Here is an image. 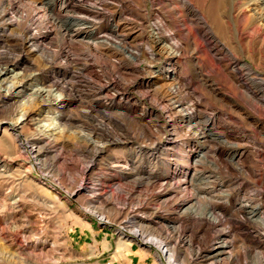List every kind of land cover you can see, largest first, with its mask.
Segmentation results:
<instances>
[{"label": "rangeland", "instance_id": "1", "mask_svg": "<svg viewBox=\"0 0 264 264\" xmlns=\"http://www.w3.org/2000/svg\"><path fill=\"white\" fill-rule=\"evenodd\" d=\"M240 1L190 0L222 41V28L240 9ZM16 2L19 20H0V154L10 160V171L0 176V264H216L206 255L219 240L220 229L234 244L235 258L229 264H256L264 254L255 244L264 242L257 231L264 235V226L258 221L242 227L244 216L232 203L257 194L264 208V163H258L264 136L246 126L238 113L235 120L224 114L222 95L230 89L237 93L238 84L230 80L221 52H209L187 21L180 1L71 0L66 9L60 8V0ZM37 17L42 21L38 27L32 24ZM160 22L174 28L173 37L182 40L183 50L172 48L167 31L156 32ZM71 23L95 35L71 37L66 30ZM118 25L117 33L113 28ZM29 28L42 34L53 59L28 48ZM171 64L172 71L165 74L163 69ZM14 66L20 73L16 79L5 73ZM11 81L26 83L24 95L6 96ZM212 81L214 94L208 87ZM177 83L181 93L173 94ZM39 87L45 92L40 94ZM60 94L63 107L52 102ZM196 100L206 113L225 120L223 129L245 152L248 171L227 168L225 158L213 152L231 148L222 139H210L213 152L199 166L195 181L187 180L185 169L192 168L200 141L179 127L180 115L172 110L170 119L185 142L178 148L184 173L176 174L173 151L160 146L169 133L156 126L152 113L156 107L167 110L174 101L189 105ZM146 109L148 115L139 121L137 115ZM22 112L30 118L23 133L39 148L37 167L23 142L5 132ZM77 188L73 198L63 192ZM185 200L197 216L182 212ZM213 203L222 209L218 230L202 221ZM93 208L116 224L100 221ZM120 226L126 233L140 230L154 239L149 234L154 232L170 240L174 258H162L155 246L123 233ZM191 238L193 245L188 243Z\"/></svg>", "mask_w": 264, "mask_h": 264}, {"label": "bare ground", "instance_id": "2", "mask_svg": "<svg viewBox=\"0 0 264 264\" xmlns=\"http://www.w3.org/2000/svg\"><path fill=\"white\" fill-rule=\"evenodd\" d=\"M14 1H10L11 3H9L7 6L6 5L4 6L3 4H5L6 0H1L3 7H0V20L5 19L8 24H15L17 20H19L17 17L18 14L16 12L18 5L16 0ZM53 1L56 0H49V2H53ZM70 1L71 0H60V8L66 9ZM179 1L182 4V7L187 12V21H189L193 25V27L198 31V35L201 36V38L205 41L208 51L221 52L222 55L221 60L224 58L227 61V63L225 62L226 70H231V72L227 73L229 75L230 80L232 81V79H234L238 84L236 88V90H238L237 93L233 91L234 89H230L228 91V94L226 93L222 95L221 101L224 103L223 105L225 107L224 114L228 116L229 120H235L236 119L235 114L238 113V115L242 117V122L246 126L252 127L256 131H258L259 134L264 136V120H263L264 117V0H246L245 2L243 1L244 3H242L241 0L239 2L241 5L240 9L238 11L235 10L236 13L230 11L232 13L230 14L229 18L227 15L228 20L226 18L227 21L225 22L224 28H222L224 32L220 31L222 32L221 34H223L224 37L223 41L216 35L212 26L208 23V21L200 13V11L193 5V3L190 2V0H179ZM41 23H42L41 18L37 17L34 23L32 24H34L35 26L37 25L38 27ZM184 24L185 22L182 21L179 22V26H183ZM155 27L157 33L167 31V37L172 38L174 40L171 42L172 48H177L178 50H181L183 48L182 40L181 39L177 40L176 39L177 36H175V38L173 37V35L176 32L174 31V28L167 27V24L163 22L157 23ZM83 29H84L83 27L75 23H71L66 28L67 32L71 34V37H75V38H77L78 35L86 34V32ZM113 30L114 32L118 33V31L120 30L119 25L116 27L114 26ZM26 34H25V38L27 40V46L30 50L36 53H43L44 55H47V57H49L50 59H53L54 56L52 54V51L50 50L49 46L45 43V40L42 39L41 36L42 34L40 32L34 33V31L32 32V30L29 28L27 29ZM86 35L94 36L95 32L90 31L87 32ZM193 39H194L193 43L197 46L196 54H199L200 49L198 47L197 37ZM62 51L64 53V48L62 49ZM239 55L249 58L251 60V63L246 60L240 59L241 57L239 58ZM69 57H70V53L67 52V54L64 55V59L67 60ZM216 57H218V54H216ZM195 58L197 61H199L201 57L196 56ZM16 67L14 66L12 69L10 68L5 73L8 74L13 79H16V77L20 75V73H15ZM172 67L173 65L171 64L168 68H164L163 72L169 74L172 71ZM174 76L177 79L178 74L175 73ZM115 81H116L115 79H112L110 85L114 86ZM215 86L216 84L213 81L208 86L210 88L211 93L213 94L216 93L217 90ZM181 88L182 86L180 85V83L173 84V88L171 89V92L173 94H178L180 91L181 93L180 90ZM26 91H27V87L24 81L22 82L11 81V83H9L5 88L6 96L10 95V96L18 97L22 94L24 95ZM38 92L42 94L45 92V90L39 87ZM238 100H240L241 103L238 102ZM108 101L110 100L108 99ZM52 102L56 104L58 107H63L64 105L63 95L61 94L58 95L56 98L52 100ZM154 103L157 104L156 102ZM200 103H201L200 100H196L193 103H190L189 105L188 104L183 105L181 103L174 101L172 102L171 105L168 104L166 105L168 107L167 110L160 111L159 108L156 107L157 109L155 110L154 113H152L153 114L152 116L154 118L153 122L157 124L156 126L167 130L169 133V138L166 137L167 141L162 142L160 146H162L164 150L168 149L173 151L172 156L171 157L168 156V157H170V159L173 158V160L177 165L176 174L177 173L179 174L180 172L184 173V169H182L181 164H179L178 161L181 158V152L178 150V148L180 146H183L185 142L184 140L178 138L179 135H178L177 124L170 119V113L172 110H175L180 115L181 122H179L180 123L179 127H181L182 129H187L190 136H193V138L200 141V146L198 148L197 155L195 156L192 162V168L188 166L185 169V176L187 177V180H190L191 182L195 181L196 176L199 173L198 171L200 170L198 169L199 166L202 163H204V161H206L210 157V154L213 152L212 150H210L208 146L210 139L213 140L222 139L223 144L225 142L227 143L229 148H231L228 151H224V150L222 151V149H218V150L216 149V151L213 152L215 155L221 158H225V162H226L225 165L227 164L226 165L227 168L237 167L242 171H248L244 159L245 152L241 151L238 148L239 143L237 139L232 138L224 131L223 129L224 127L222 125L223 124L222 120L224 119L222 118V116H217L215 113H211V114L206 113L201 108ZM172 106L174 107L172 108ZM164 111H166V113ZM148 112L149 111L146 109L144 113L141 112L139 115H137L139 121L140 120L142 121L143 117L148 115ZM20 116L21 117L19 119L15 121L12 120V122H9L8 124L9 129L8 128L5 129V132L10 130L11 133L16 138H18L20 141L23 142V144L26 147L25 149L32 156L31 157L32 166L37 167L40 163L38 159L40 158L38 157L39 156L38 145L37 143L31 141L30 139L31 137L28 134L27 135L30 138L27 135L25 136L23 133V129L28 119L30 118L28 117L29 115L27 112L24 113L22 112V115ZM101 131H103V129ZM258 156L259 157L261 156L263 158L262 160L260 159L258 163L259 162H261L260 164L264 163V153L259 152ZM8 164H10V160L5 156H3L2 154H0V176H3L10 171ZM53 185L58 186L57 184H53ZM63 192H65L70 198H73L75 195L79 193V189L77 188L73 192H69L67 190H64ZM256 198H258L257 194L252 195L249 198L243 197L240 201H236L235 203H232L235 210L244 216V219L241 220L243 226L242 225L241 226L246 229H247L245 224L246 222L253 223L259 221L264 226V211H263L264 208L261 203H257ZM188 203L189 201L187 200L182 201L181 203L183 206L182 212L183 213L190 212L193 213L192 215L197 216L196 210L193 209V206H187ZM93 209L94 210H90V211L100 221H105L112 225L116 224L115 222H110L107 219L106 215L103 214L98 209L95 208ZM220 211H222V209L218 208V205L213 203L212 211L205 214L204 217L202 216L203 218L202 221L209 224L210 226L209 229L212 230L215 228L217 229V227L221 225V222H223L219 215ZM120 229L123 231V228L121 226ZM123 233L127 235H131L132 237H134L136 240H138L143 244H146L151 247L155 246L158 249L162 258H165L167 260L174 258L173 247L171 246V242H169L170 240L167 241L166 239L159 238L160 236L158 237L157 235L154 234V232L149 233L154 239H151L150 237H149L150 239H148L147 235H145L140 230H136L135 232H131V233L129 232L126 233L123 231ZM218 233L220 236L219 240L212 246L211 251L209 252L208 255H206V257L211 261L213 260V263L216 264H218L220 261L229 264L230 261H232L235 258L233 241L227 240L228 239L227 232H225L224 230L220 229L218 230ZM257 233L261 238L264 237V235L261 234L259 231H257ZM188 243L189 245H193L194 239L193 238L189 239ZM255 244L257 248L262 250L264 249V242H261L260 239L256 241ZM261 254L262 256H260V259L256 264H264V254L263 252Z\"/></svg>", "mask_w": 264, "mask_h": 264}]
</instances>
